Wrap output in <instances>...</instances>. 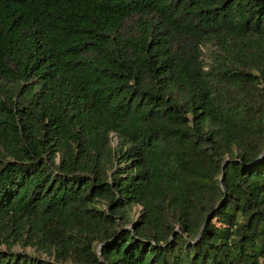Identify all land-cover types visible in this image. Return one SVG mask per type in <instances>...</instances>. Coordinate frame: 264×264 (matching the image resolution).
Returning a JSON list of instances; mask_svg holds the SVG:
<instances>
[{
    "label": "trees",
    "instance_id": "16d2710c",
    "mask_svg": "<svg viewBox=\"0 0 264 264\" xmlns=\"http://www.w3.org/2000/svg\"><path fill=\"white\" fill-rule=\"evenodd\" d=\"M0 264H264V0H0Z\"/></svg>",
    "mask_w": 264,
    "mask_h": 264
},
{
    "label": "water",
    "instance_id": "95a60500",
    "mask_svg": "<svg viewBox=\"0 0 264 264\" xmlns=\"http://www.w3.org/2000/svg\"><path fill=\"white\" fill-rule=\"evenodd\" d=\"M227 163H228V159H226V160L224 161L223 166H222V170L224 169V166H225ZM211 217H212V215H209V216L207 217V219H206V222L209 221V220L211 219ZM174 234H175V232H174ZM174 234L172 235L171 238L174 237Z\"/></svg>",
    "mask_w": 264,
    "mask_h": 264
},
{
    "label": "rangeland",
    "instance_id": "374dc122",
    "mask_svg": "<svg viewBox=\"0 0 264 264\" xmlns=\"http://www.w3.org/2000/svg\"><path fill=\"white\" fill-rule=\"evenodd\" d=\"M112 144H113V145L116 144V139H112ZM14 250H18L17 246H15Z\"/></svg>",
    "mask_w": 264,
    "mask_h": 264
}]
</instances>
